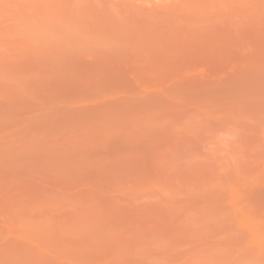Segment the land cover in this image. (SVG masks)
Wrapping results in <instances>:
<instances>
[{
    "label": "rangeland",
    "instance_id": "rangeland-1",
    "mask_svg": "<svg viewBox=\"0 0 264 264\" xmlns=\"http://www.w3.org/2000/svg\"><path fill=\"white\" fill-rule=\"evenodd\" d=\"M0 61V139L61 112L0 264H264V0H0Z\"/></svg>",
    "mask_w": 264,
    "mask_h": 264
},
{
    "label": "bare ground",
    "instance_id": "bare-ground-1",
    "mask_svg": "<svg viewBox=\"0 0 264 264\" xmlns=\"http://www.w3.org/2000/svg\"><path fill=\"white\" fill-rule=\"evenodd\" d=\"M26 21H25V25H26ZM13 43H12V47L10 48L9 51V55H12L13 57L16 58V52L18 53V55H20L21 50H16L13 47ZM17 43L15 42V47H16ZM21 45V44H19ZM30 49V45L28 44L27 46ZM16 50V52H15ZM24 51V50H23ZM1 64V61H0ZM2 78H3V74L0 77V88L2 85ZM3 96L0 95V102L2 101ZM53 109L49 108L47 109L45 112H39L37 113L34 117L30 116L27 119H23L21 121V131H19V133L16 134V136L13 138L12 140L9 142L3 141L2 139H0V172H11L17 169V171L19 169L22 168L23 163H27L31 160L32 156H35L38 154H45V152L49 149V147L47 146L49 142L50 144L52 143L49 139H51L50 136L53 135V125L51 123V118H53L54 116H57L58 114V110L59 107L54 108ZM64 107L61 108V110ZM57 109V111H56ZM54 110L56 111V114H54ZM64 110V109H63ZM63 114L67 115V118L70 116H75L76 113L73 112V110H68L65 108L64 111H62ZM69 115H68V114ZM59 114H61V112H59ZM40 116H42V118H40ZM0 118L5 119V115L4 113H0ZM52 138H54L52 136ZM49 140V141H48ZM47 150H45V148H47ZM39 157V156H38ZM16 171V172H17ZM21 170H19L20 172ZM15 173V171H14ZM233 195V194H232ZM235 196V194H234ZM236 210H238L239 215H240V224L243 229L246 228L250 233V236L252 237V239L255 240V238L258 236L259 233V229L257 228V226L251 221V219L249 218V216L247 214H245L244 212H242L238 206L236 205L235 207ZM239 224V225H240ZM244 229V230H246ZM35 247V246H34ZM41 247V246H40ZM37 247H35L36 250ZM39 248V247H38ZM37 248V250H39ZM42 249V247H41ZM44 250V249H43ZM39 250V252H44V251ZM47 251V250H46ZM49 254V253H48Z\"/></svg>",
    "mask_w": 264,
    "mask_h": 264
}]
</instances>
